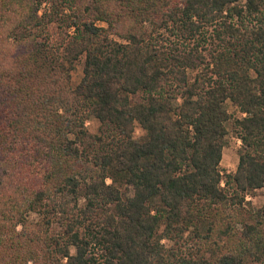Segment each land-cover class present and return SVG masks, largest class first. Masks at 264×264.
Returning a JSON list of instances; mask_svg holds the SVG:
<instances>
[{
  "label": "trees",
  "instance_id": "1",
  "mask_svg": "<svg viewBox=\"0 0 264 264\" xmlns=\"http://www.w3.org/2000/svg\"><path fill=\"white\" fill-rule=\"evenodd\" d=\"M262 188L264 0H0V264H264Z\"/></svg>",
  "mask_w": 264,
  "mask_h": 264
},
{
  "label": "rangeland",
  "instance_id": "2",
  "mask_svg": "<svg viewBox=\"0 0 264 264\" xmlns=\"http://www.w3.org/2000/svg\"><path fill=\"white\" fill-rule=\"evenodd\" d=\"M84 58L81 57L77 62H75L73 66V70L71 72V84L72 86L77 85L81 78H82V68H83ZM226 109L230 114H235V110L232 105L227 102ZM237 114V113H236ZM87 129L92 134H97L99 132V123L94 118L89 119L86 122ZM228 134L226 136V144L222 151V159L220 162V168L223 173L227 172H234L238 163V150L240 148V142L238 137L235 135L231 124H228ZM141 134V130L139 128L135 129L134 136L138 137ZM252 203V207L254 209H259L264 206V188L257 190L253 197H248ZM31 221H35L37 216L31 214L29 216ZM163 243L166 247L170 248L172 246V242L168 241L167 239L163 240Z\"/></svg>",
  "mask_w": 264,
  "mask_h": 264
},
{
  "label": "built area",
  "instance_id": "3",
  "mask_svg": "<svg viewBox=\"0 0 264 264\" xmlns=\"http://www.w3.org/2000/svg\"><path fill=\"white\" fill-rule=\"evenodd\" d=\"M239 142H240V140H239Z\"/></svg>",
  "mask_w": 264,
  "mask_h": 264
}]
</instances>
